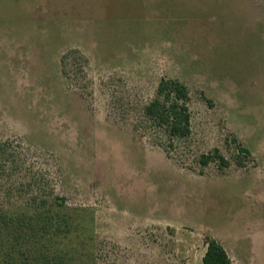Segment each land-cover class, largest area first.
Here are the masks:
<instances>
[{"label":"rangeland","instance_id":"obj_1","mask_svg":"<svg viewBox=\"0 0 264 264\" xmlns=\"http://www.w3.org/2000/svg\"><path fill=\"white\" fill-rule=\"evenodd\" d=\"M162 79L186 139L143 116ZM1 143L5 212L64 199L52 264H202L210 238L264 264V0H0Z\"/></svg>","mask_w":264,"mask_h":264},{"label":"trees","instance_id":"obj_2","mask_svg":"<svg viewBox=\"0 0 264 264\" xmlns=\"http://www.w3.org/2000/svg\"><path fill=\"white\" fill-rule=\"evenodd\" d=\"M190 100V91L184 83L175 79H162L157 88L156 98L143 108V116L150 126L163 132L170 140L186 139L192 133ZM7 149V144L1 143V176L7 172V168L12 172V166L16 169V161L6 156ZM214 156L203 155L201 162L207 165L216 158L221 169L229 166V161L218 149L215 150ZM31 184L32 182L28 181L30 188ZM9 191L10 189L6 196H10ZM3 198L4 196L0 195V199ZM3 203L4 201H0V205ZM43 206L64 207L65 203L63 198L56 195L52 196V201H40L36 194L28 193L23 206L27 212L10 214L0 206V256H5L9 264H52L49 246L62 233L60 227L55 225L54 217L44 216L46 212L43 214ZM202 264H232V260L222 244L210 238L207 240Z\"/></svg>","mask_w":264,"mask_h":264}]
</instances>
